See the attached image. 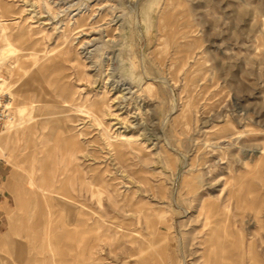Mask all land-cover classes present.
<instances>
[{
  "label": "rangeland",
  "instance_id": "374dc122",
  "mask_svg": "<svg viewBox=\"0 0 264 264\" xmlns=\"http://www.w3.org/2000/svg\"><path fill=\"white\" fill-rule=\"evenodd\" d=\"M0 21L14 128L36 98L2 142L0 264H264V0H0Z\"/></svg>",
  "mask_w": 264,
  "mask_h": 264
},
{
  "label": "bare ground",
  "instance_id": "6f19581e",
  "mask_svg": "<svg viewBox=\"0 0 264 264\" xmlns=\"http://www.w3.org/2000/svg\"><path fill=\"white\" fill-rule=\"evenodd\" d=\"M13 51H14L13 50V43H12V40L10 38V34H9V32H7L6 26L3 24V22L0 21V93H2L4 91H12V87L10 85L9 79H7V77L2 76L1 71H2L3 67H10V68L14 67V61L12 60ZM79 65H80V63H79ZM66 95L68 96L69 93H67ZM71 95H72V93H71ZM70 99H71V97H70ZM62 101L64 103H67V105L70 106L71 109H73L74 104L71 103L69 101V99L63 97ZM35 102H36V98H31L29 101H24L22 103H20V102L16 103L15 108H16V111L18 112V115L16 117L19 116V119H20L19 124H17L14 128V126L12 125L13 118L6 120V122L4 123V125H3L4 129L2 131H0V156H2V153L4 152V147L2 146V142L4 140L10 141L12 139V135H16L19 132V129H20L19 127L21 126L22 123H28L30 127L33 126V121H34L35 116L33 115L32 112L35 109ZM8 106H9V108H12V103L10 105L8 104ZM14 106H15V104H14ZM77 108L80 109L79 111H86V112L90 113L89 110L92 109V103H87L86 101H84V103H78ZM9 113L12 114L11 109H10ZM92 116H94L95 120H97L99 123H101V118L98 114L95 113ZM38 124L39 123H37V125ZM42 124L43 125H41L42 126L41 131L44 133L45 127H46L45 120L42 121ZM14 129H16V130L14 131ZM12 130H13V132H12ZM3 134H5V135L3 136ZM41 152L44 153V156L45 155L48 156L50 154L48 152V150H45V149H41ZM73 158H74V156L69 154V153L68 154H62V157H61L62 164L60 166L54 165L51 167V172L49 175L50 177L43 176V184H42L43 189L46 190V189H48V187L52 186L53 182L59 181V179L61 178L62 174L64 173V170L66 169L69 161ZM29 179L31 181H34L33 176L31 174L29 175ZM71 184H72V186L74 185V178L71 179ZM91 184L92 183L90 181H88L86 178H82L81 185L86 187V189H88ZM216 257H218V256L216 255Z\"/></svg>",
  "mask_w": 264,
  "mask_h": 264
},
{
  "label": "crops",
  "instance_id": "0c3cea01",
  "mask_svg": "<svg viewBox=\"0 0 264 264\" xmlns=\"http://www.w3.org/2000/svg\"><path fill=\"white\" fill-rule=\"evenodd\" d=\"M3 146V145H2ZM6 158V152L4 149V152L2 153V156H0V244L1 243H6L8 242V238H6L7 233H8V229H9V224H10V218L12 217V213L14 211L15 208V204H8L7 202V198H6V190L9 189L11 187H14V185L12 184V182L10 181V183L8 182V176L5 173V168H4V164L2 163V161H4ZM34 180V186L31 185V188L33 189V191L35 192V190H39V183L36 182ZM58 237H56V242L51 245L52 250L51 251H56L58 250V248H60V237L61 234L58 233L57 234ZM59 261L58 258H53L52 263L53 264H57V262Z\"/></svg>",
  "mask_w": 264,
  "mask_h": 264
},
{
  "label": "built area",
  "instance_id": "2783aa9c",
  "mask_svg": "<svg viewBox=\"0 0 264 264\" xmlns=\"http://www.w3.org/2000/svg\"><path fill=\"white\" fill-rule=\"evenodd\" d=\"M9 103H6V100L2 99L0 96V127L4 125L5 121L13 118L12 114L9 113L10 108Z\"/></svg>",
  "mask_w": 264,
  "mask_h": 264
}]
</instances>
